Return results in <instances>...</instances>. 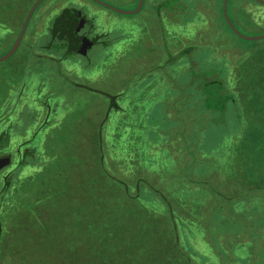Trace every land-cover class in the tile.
I'll return each mask as SVG.
<instances>
[{"label": "rangeland", "instance_id": "rangeland-1", "mask_svg": "<svg viewBox=\"0 0 264 264\" xmlns=\"http://www.w3.org/2000/svg\"><path fill=\"white\" fill-rule=\"evenodd\" d=\"M11 1L18 4V12H15L11 25L17 27L18 32L4 38L0 32V57L15 43L30 8L37 0H5L9 4ZM103 1L125 10L139 6L136 0ZM5 2H2V8L6 6ZM160 2L145 0L142 10L132 14L118 12L95 0H43L39 4L34 13L35 21L41 18L39 29H43L45 23L55 18L62 9L78 6L95 20L97 31L94 30L92 35L105 34L103 38H114L115 41L127 37L119 45L110 47L114 49V58L112 67H108L107 78L100 77L101 71L93 78L87 76L94 71L96 73L97 64L105 58L106 51L102 48L94 49L87 57L69 51L68 55L73 56H68L70 61L65 59L61 62V68L54 62L44 63L41 56L33 55L36 66L32 73L39 75L38 80L49 82L48 87L41 82L39 86L29 83V87L28 75L32 62L28 61L30 58L25 51H19L9 60H0V97L3 100L9 94L12 98L19 94L16 103H20L18 100L22 102V96L30 93L42 103L48 102V106L52 104L48 100L51 90L56 89L62 94V91L72 92L74 87H79L82 93L69 95L70 109L57 108L58 103L52 104L50 117L45 119V129L54 124L58 112H65L59 125L51 127L47 135L48 143L45 139L47 152L52 158L43 166L42 172L35 173L31 181H22L20 193L15 192L13 205L26 206L32 213L35 209H43L42 218L46 226L32 224L29 227L31 234L26 236L24 242H19L18 237L12 242L11 236L5 239L3 235L12 228L14 219L10 192L0 193V264H188L187 260L195 264H229L228 257L225 255L223 258L226 251L221 248L227 247L233 255L234 246L243 255L241 263L238 259L234 264H264V180L257 178L258 172L264 169L258 168L259 164L264 167V142L258 141L256 133L254 135L253 125L243 131L246 132L245 137L240 135L229 142L230 137L226 135L229 127L211 119L214 113L206 108L204 110L202 95L203 82L213 80V73L217 72L214 70L220 69L219 65L224 63L218 58L222 54L226 55V64L229 65V79L237 80L240 72L234 74V68L239 67L242 56L241 48L235 44L241 40L228 30L229 37L225 41L229 44L214 54L221 63L207 60L211 55L207 41L195 48L188 47L180 59H174L175 63L181 60L180 64L184 65L177 71L174 67L177 64L168 62L171 56L164 53H169V48L176 52L178 44L174 42L178 39L182 42V38H185L182 34L184 27L179 25L187 24V21L191 25L197 16L191 26L194 27L193 34L197 37L203 32L200 30V14L191 7L184 9L179 14L180 18L168 17L165 10L158 11ZM223 5L224 1L221 8ZM259 5L248 7L258 14H264V5ZM203 10L207 13L211 7L206 5ZM210 14L217 16L212 12ZM234 18L233 21L239 24ZM218 21L221 23L220 18ZM176 25L172 41L165 26L169 29ZM225 28L222 24L220 29L219 24L218 34L221 35ZM208 36L211 43L219 42L214 32ZM25 39L28 40V37ZM252 44L259 43L253 41ZM188 45L193 46L192 40ZM68 50L66 46L64 51ZM161 59L163 69L173 72L175 85L172 90L176 96L179 94L172 100L170 97L162 100L160 95H139L140 89L149 85L160 72V68L157 70L158 67L153 64L157 61L160 64ZM195 59L198 67H192ZM244 61L242 66H245ZM185 64L189 66L185 68ZM244 84V88L253 96V104L258 96H264V81L248 80ZM115 86L114 90L123 87L124 91L132 94L131 105L137 112L132 110L128 116L129 124H126L125 118L112 120L106 126L104 134L107 138L125 137V140L114 141L117 147L111 146L108 150L117 149L118 154L125 150L130 154V145L136 137L142 136L138 157L143 163L135 166L131 162L132 167L133 164L135 166L131 172L138 171L139 174L129 176L124 184L109 180L97 159L96 162L93 158L84 160L93 154L98 133L101 134L97 128L98 116V127L101 126V110H97L95 104L97 106V99L101 102L103 97L98 91H112ZM44 87L45 94L42 91ZM1 104L7 105L4 102ZM20 107L13 111V115H17L15 124L18 132L31 118V113L26 114L30 111L29 105L26 113L19 115L17 111ZM1 109L10 110L9 105ZM250 109L253 115L259 114L257 106ZM39 113L41 110H35V118ZM175 119L184 125L175 124ZM135 120L141 123L137 127L134 126ZM118 122L125 126L116 131L109 128ZM232 124L233 130L239 126ZM204 147L210 150H203ZM108 150H102L100 161L106 168L109 163ZM132 156L134 152L131 153V160ZM258 158L260 163L257 162ZM193 173L203 174L202 181ZM139 176L146 182L140 180ZM152 183L156 188L150 186ZM136 196L138 204L134 201ZM23 198L26 199L21 200ZM148 199L154 200L160 208H149ZM138 205L143 210L147 209L144 211L149 221L144 218L143 210H138ZM227 208L235 211L225 214ZM24 211L20 210L19 214ZM34 221L37 222L33 217L31 222ZM233 227L238 229L236 237L232 234ZM209 238L215 242V246ZM252 256L255 258L252 259Z\"/></svg>", "mask_w": 264, "mask_h": 264}, {"label": "crops", "instance_id": "crops-1", "mask_svg": "<svg viewBox=\"0 0 264 264\" xmlns=\"http://www.w3.org/2000/svg\"><path fill=\"white\" fill-rule=\"evenodd\" d=\"M230 1V0H229ZM225 2V0H224ZM140 3V2H139ZM145 3V0H144ZM237 2H234V7L237 8L238 5H236ZM144 6V5H143ZM77 8H80L78 6H75ZM143 8V7H142ZM63 10V9H62ZM142 10V9H141ZM140 10V11H141ZM223 10H224V5H223ZM137 13V12H136ZM198 13L199 18H200V22H201V28L200 30L203 31L201 32L198 36L201 35V39L202 42L207 41L206 43L209 45V48L211 47V55L209 57H207V60H209V62L211 61V56H214V54L216 55V51L220 50L221 48H225L223 47L224 45L227 46V42L225 41V39H228L229 35L225 36V37H220L219 38V42H213L211 43L209 38V34L211 33L212 29L210 27L211 23H210V17L204 12V10H199ZM127 14H132V13H127ZM225 14V13H224ZM39 16V15H37ZM53 18V17H52ZM49 19L48 22H46V26L43 27V31H45L46 29L49 28V26L51 25L53 19ZM90 18V17H89ZM41 19V18H40ZM40 19L38 21L36 20L35 14L33 16V24H32V33L30 31V33H28L29 35H26L25 38H29V36H34V32L36 33V36L39 35V24H40ZM199 21V20H198ZM189 23V22H188ZM185 24V26H181L184 27V32H182L183 36H185V38H182V41L186 40L187 41H191L194 42L195 39L197 37L194 36L193 31H194V27H191L193 24L188 25ZM35 27H33V25H35ZM11 28L4 26V25H0V32L1 34H3L1 37L4 38V36H9V34H16L18 32V28H13L12 26H10ZM176 27L173 28H166L165 26V30H167L168 35H170V39H173L172 35L176 34ZM31 30V29H30ZM96 30V25L94 23V26L92 27V32ZM90 31V29H89ZM91 32V38H95V33L92 35ZM20 34V33H19ZM89 34V33H88ZM19 37V35H17ZM240 36V35H239ZM17 37V39H18ZM24 41L22 44L19 45V47L14 51V53H12L9 57L1 60V61H5V60H9L10 58L14 57L17 55V53L19 51H25L27 56L30 58L28 59V61H31L32 63L31 65V72L30 75H28V85L30 87V84H33L35 86H39L40 82L41 83H45L44 79L38 80L39 75L38 76H34L33 75V70L35 69V63H34V59H33V55H38L41 56L44 63L47 62H54L56 63V66H60L59 68H61V62H63L65 59H69L68 56H73V55H68L69 51H72L71 49H73L72 47L69 48L68 51H64V50H54L48 43L45 42H38V40L32 41ZM17 39L15 41V43L13 44V46L1 57L5 56L7 53H9L11 51V49L14 47V45L17 42ZM127 40V37H123V39L117 40L114 43L112 42L110 47L113 46H117L120 43H122L123 41ZM173 41V40H172ZM89 46H86V52H82L80 55H83V57H87L91 54V52L94 49H98L96 47V43L92 40L89 42ZM176 44H178V50L176 52L171 51V49L169 48V53H164L165 56H168V54L171 57H176V55L179 53L180 50H182L184 47L180 48V43L181 40L178 39L177 42H174ZM229 44V43H228ZM66 48V45H64ZM108 48L107 52H106V56L105 58L101 59V63L97 64V72L95 73L92 72L90 74H87V76H98V74H100V71L102 72L100 77H108V67L111 66L112 67V63H113V56H114V49L112 48ZM120 47H117V49ZM91 49V50H90ZM90 50V51H89ZM74 52V51H72ZM78 54V52H75ZM104 57V56H102ZM222 57H226L225 54H222L221 56H219V60H223ZM76 61L72 62L76 63ZM65 66V62L63 63ZM79 64V63H78ZM82 64V62H81ZM163 59H161V63L159 64V61L155 62V64H153V66H157V70L160 68V72L157 73V75L151 80L150 84L147 85L146 87H142L139 91V95H150V96H159L162 100L166 99L167 97L170 98H175L177 97L175 95V93L173 92V90L171 89V86H169V80H168V75L171 72V69H167L164 70L163 69ZM93 68H95L93 66ZM104 70V72H103ZM35 71V70H34ZM99 71V72H98ZM24 79V78H21ZM39 82V83H38ZM45 85L48 87L50 84L49 82L45 83ZM157 85V87L155 86ZM79 87H74V89L72 90V92H63L58 93L55 90H51L50 95L48 96V100H50L52 102V104L54 103H58L57 108H69L70 109V102H69V95L73 94L75 96L76 93H81L78 90ZM116 88V86L112 89V91L108 90V91H104L103 89H100V91H98L99 95H101L103 97V100L100 102V99H97V106L95 104L96 109H100L101 110V116H100V123L101 126L98 127V122H99V116H98V122H97V128H99V130H101V134L99 135L98 133V139H97V143L95 144V149L93 154H91L90 156H87L84 158L85 159H91L93 158L98 164H100L103 168H104V173L109 175V178H119V179H123V184L125 183L126 180L129 179V176L131 175H138L139 173H137L138 171H135V173H132L131 171H134V167L137 165H139V163H143V161L138 157L140 154L138 152L141 151V143H142V136H138L134 139L133 143L130 145L131 150H129V152H134V157L132 156V160H131V153L127 154L125 150H123L118 154L117 149L116 150H108V147L111 146H115L114 141L116 140H120L123 139L125 140V137L123 136H114L112 138H107V136L104 134V129L107 128L106 126H108L109 124H111L112 120H117L120 121L122 119L127 120L126 124L128 123V120L130 119L128 116L131 114L132 110H134V112H137V110L135 109V107L133 105H131V97L132 94H128L126 91H124L123 87L121 88H117V90H114ZM45 87L44 89H42L43 93L45 94ZM26 91V90H25ZM24 91V93H25ZM33 93V92H31ZM77 94V95H78ZM10 95V94H9ZM5 96V100L1 99L0 97V140L3 139L2 137L4 136V133H7L9 135L6 136L7 139L11 140V145L13 147H16V151H17V160L22 159V157L26 158V154L24 153L26 151V153H30L27 156L26 162L25 164H23V166L20 168L21 170V174L20 176L18 175V177L15 179V181L12 183V190L14 191L16 188H18L17 186L19 185L18 183V179H23V178H27L28 181H31V179L34 178L35 173L36 172H42V168L43 166L47 163V161L49 159L52 158V156L50 154H48L47 152V146H45V139L47 140V135L50 133V129L53 126L59 125V123L62 120V116L64 115L65 112H58L57 115L55 116V121L54 124L50 127L45 129V124L47 123V120L50 117L51 114V108H52V104H48V106L42 103L41 101H39L37 99L36 96H31L30 93L27 96H22L23 100L21 102V100L19 99L18 101H20V103H16V99L18 98V96H20L18 94L17 97L12 98L13 96ZM82 95V93H81ZM12 98V99H11ZM116 99V101L114 100ZM33 101V102H32ZM49 101V102H50ZM1 102H4L5 104L9 105L10 110H2V106L7 107V105H2ZM116 103V104H114ZM29 105V112L26 113L27 110V106ZM115 105V106H114ZM19 106L20 109L17 111L18 114H24L26 113L27 115H30L31 113V118L29 119V121L27 122L26 125H23V127L21 128V132H18V128L16 127L15 124V117L17 115H13V111L16 110ZM48 108V109H47ZM41 110V113L38 114L37 118H35L34 112L35 110ZM21 110V112H19ZM119 115L118 117H116L117 114ZM141 113V112H140ZM144 113H142L143 115ZM141 115V116H142ZM141 116H138L139 118ZM169 118H172L171 116H169ZM45 119H47L45 121ZM17 120V118H16ZM175 124H179V122L177 121V119H175ZM129 124V123H128ZM139 124L141 123H137L136 120L134 121V126L137 127ZM183 126V123H180L179 126ZM125 126V125H124ZM123 124H120V122H118L116 125L113 124V126H109V128L113 131H116L115 129H120L124 127ZM188 126V125H187ZM172 127V126H170ZM147 128H141L140 130H144ZM45 130V131H44ZM117 134V133H116ZM122 137V138H121ZM105 138V141H104ZM48 143V140H47ZM94 143H95V139H94ZM110 144V145H109ZM47 145V144H46ZM117 147V146H115ZM108 150V158H109V163L107 168L100 163V161H102V155L103 149ZM14 149V148H13ZM130 155V156H129ZM126 156H129V158H127ZM134 162L133 167H132V163ZM141 161V162H140ZM116 163V164H115ZM115 164V165H114ZM145 164V163H144ZM115 166H117V168H115ZM154 170V169H153ZM132 173V174H131ZM23 174H27L24 175ZM29 174V175H28ZM193 175L200 181H202L203 179V174H196L193 173ZM134 177V176H133ZM141 177V176H139ZM18 190V189H17ZM13 194V193H12ZM12 199H13V195H12Z\"/></svg>", "mask_w": 264, "mask_h": 264}, {"label": "trees", "instance_id": "trees-1", "mask_svg": "<svg viewBox=\"0 0 264 264\" xmlns=\"http://www.w3.org/2000/svg\"><path fill=\"white\" fill-rule=\"evenodd\" d=\"M138 5L140 0H136ZM224 0H161V2L157 5V9L160 12L161 10H165L166 11V16L168 17H175L178 16L179 14L182 13V11L186 8L190 9L191 7H193V10H195V12H198L199 10L203 11V7H205L206 5H209L211 7V10L208 11L206 14L210 17V27L212 29L211 32L215 33V36H217L218 38L220 37H225L227 35H229L228 30L231 31L238 39L241 40V42H239L238 44H235L237 47L241 48V58L239 61V67L237 66L236 68H234L235 72L237 75V72H240L238 74L237 80L236 78L234 79V81L230 80L228 77V64H226L227 58L226 57H222L223 60L217 61L215 56H211V61L212 63H221L220 69H216L214 71H217L214 74V78H211L213 80L211 81H207L205 80L203 82V99H204V110L206 108V110H208L209 112L214 113V118H211L212 120H216L218 123H224L225 127L228 128V133L226 135H228L229 138V142L232 141L233 139H236L238 136L241 135V137H245V133L243 132L246 128H250L253 125L254 128V135L256 133V137L258 139V141L264 142V96H258L255 100H254V104H253V96L250 95V92L247 88H244V83H246V81H264V37L263 38H259V39H247L244 37L239 36L235 30L231 27V25L229 24L228 20L226 19V16L224 14V10L223 8H221V4L223 3ZM234 2L238 3L237 8L234 7ZM218 4V8H216V4ZM264 5L263 2L259 1V0H230L228 3V14L232 20V22L237 26V28H239L243 33L247 34V35H258V34H262L264 33V14H258L257 12H255L254 10H250L249 9V5ZM260 6V5H259ZM144 7V6H143ZM80 12L82 11V13H84L86 16L89 17L88 13H86L82 8H77L75 6H68L65 9H63L52 21L51 25L49 26L48 29H46L45 31L41 32L43 29H39V35L36 36V33L34 32V36H29L28 40L26 41H34L36 38V41L38 40V42H45L48 43L54 50L58 51L59 49L64 50L65 49V43L66 41H64V39L61 37L60 33L62 30H58L55 28L57 22L61 21L63 18H65L64 21L59 22V24L61 25V29H63L64 26L69 25L68 22L71 21V17L72 15L74 16L75 13L73 12ZM210 12L215 13L217 16H213V14H210ZM233 14V16H232ZM197 17V16H196ZM193 19V22L197 19V18ZM235 17V18H234ZM180 18V17H179ZM218 18H220L221 23H219ZM233 18L236 19L239 24H236L233 21ZM90 21H93V26L95 23V20L90 18ZM188 23V21H187ZM186 23H183L182 25L179 26H185ZM219 24H220V29L222 28V24H224L226 26L225 30H223L221 32V35L218 34V29H219ZM35 25H33V27H35ZM92 26V24H91ZM105 34H97L95 36V43H96V47L97 46H101V47H97L98 49L102 48L107 52V49L110 47L111 43L115 41L114 38H112L111 40H108L106 37L103 38L102 36ZM199 35V34H198ZM228 37V36H227ZM252 42H249V41ZM253 41H255L256 43H259L258 45H254L252 44ZM187 40L182 41L179 45L180 48L184 47L182 50L179 51V53L176 55V57H170L168 59V62L175 63V61H177V59H180L184 53V51H186L188 49V47H198L201 42V35L198 36L195 41L193 42V46L188 45ZM238 42V41H236ZM231 44V43H230ZM228 45V43H227ZM104 47V48H103ZM213 52V51H211ZM213 57V58H212ZM177 58V59H176ZM175 59V61H174ZM244 61L245 66H242V62ZM181 61V60H179ZM176 62L175 64H177L175 67V69L178 71L180 70L184 65L180 64V62ZM210 61V62H211ZM187 66H189L188 64H185V68H187ZM198 67V61L197 59H195L192 63V67ZM240 68V71H238ZM184 71V69H182ZM168 80H169V86H171V89L173 88V86L175 85L173 82V72L171 71L170 74L168 75ZM233 83V84H232ZM237 83V84H236ZM231 84V85H230ZM236 86H238L239 88H236ZM246 86V85H245ZM249 88V87H248ZM179 96V94H178ZM177 96V97H178ZM175 97V98H177ZM180 98V97H179ZM174 98H171V100ZM116 101V99H114ZM116 104V103H114ZM257 106V108L259 109V114L253 115L252 112L250 111V107L252 106ZM115 106V105H114ZM235 109V112H234ZM252 116H254V118H252ZM216 121H211V122H216ZM233 121H235L233 123ZM238 123H237V122ZM233 123V124H232ZM232 125L234 124H239L238 128H234V130L232 129ZM245 126V127H244ZM230 129L232 131H230ZM234 131H235V135H234ZM225 135V136H226ZM208 148L204 147L203 150H206ZM210 150V149H208ZM30 153H26V158L24 157V160L27 159V156ZM259 161H257L258 163H260V159L258 158ZM26 161L24 162H20L19 164V169H18V173L13 177V180L16 179L18 177V175L20 176L21 174V170L20 168L23 166V164H25ZM258 168H264L262 167L260 164L258 165ZM259 171V169H257ZM262 172H258L259 173V177H257L258 179L264 180V169H261ZM107 176V178H109V175L105 174ZM140 180H143L146 182V180L142 179V177H138ZM18 183L19 185L17 186L18 188H16L14 191L12 190V177L9 174L7 177V182H8V187L7 189L3 190L4 194L9 191L10 193V200H11V204H12V219H14V221H12V228L10 230H6L5 234L3 236H5V239H7L9 236H11V242L14 241L15 238L18 237V241L19 242H24L26 240V236L31 234V231L29 230V227L31 226H43L45 227L46 224L42 218V213H43V209H35V212L32 213V211L27 208L26 206H20V205H13L14 201H15V192H19L20 193V187L22 186V181L27 180V178H23V179H18ZM32 180V179H31ZM109 180H115L117 182L123 183V179H119V178H109ZM15 181V180H14ZM13 181V182H14ZM10 185V186H9ZM253 185V184H252ZM27 185L23 186V190L25 189ZM150 186H154V184L152 183ZM156 188V187H155ZM18 189V190H17ZM228 191V190H227ZM24 192V191H23ZM13 193V194H12ZM12 195H13V199H12ZM27 195V191L25 190V197ZM236 196V195H235ZM233 196V197H235ZM19 198V197H18ZM26 198H23L21 200H24ZM129 201L131 199H128ZM135 204L139 203V200L137 199V196L134 198ZM149 208L151 209H159L160 205L154 202V200H147ZM232 202L234 203V200H232ZM146 206V207H147ZM243 206V205H241ZM238 207V206H237ZM221 209V206L219 208V210ZM14 210V211H13ZM23 211L21 214H19V211ZM28 210V211H27ZM138 210L141 211L143 210L141 207H139L138 205ZM144 210H147L146 208ZM143 210L144 213V218L149 221L150 218L147 216V212ZM229 211H231V213L233 211H235V209L230 210L229 208L226 209L225 214H229ZM27 212V213H26ZM25 215V216H24ZM250 216V215H248ZM35 218L37 220L34 222H31L32 218ZM1 220V218H0ZM27 220V221H26ZM33 224V225H32ZM234 231H233V237H236L238 235V233H236L235 229L236 227H233ZM229 229H227L228 232ZM32 233H35V230H32ZM179 235V234H177ZM212 235V234H211ZM218 237L220 238V236L218 235ZM252 237V236H251ZM231 239V238H230ZM209 240L211 242L212 239L209 238ZM215 242H213V246H215ZM19 247V246H18ZM17 247V249H18ZM221 250H223L224 252L226 251V253L224 254L223 258L225 259V255L228 257V262L229 264H231L234 261L236 262L238 259L240 260V263L242 261L243 255L239 252H237V246H234L232 248V251H234V254L232 255L231 250L227 249V247H222ZM186 257V256H185ZM252 259H254L255 257L252 256ZM187 259V258H186ZM203 259L205 260L206 258L203 257ZM227 259V258H226ZM210 263V261H208ZM188 264H195L193 262L189 263L187 260ZM218 264V263H215Z\"/></svg>", "mask_w": 264, "mask_h": 264}, {"label": "flooded vegetation", "instance_id": "flooded-vegetation-1", "mask_svg": "<svg viewBox=\"0 0 264 264\" xmlns=\"http://www.w3.org/2000/svg\"><path fill=\"white\" fill-rule=\"evenodd\" d=\"M2 2H5V0H0V25L2 24L4 26L11 28L10 26L12 25V20L14 21V15H16L15 12L16 11L18 12V7H17L18 4L16 2L13 3L12 1H11V4L5 2L6 6L2 8V5H1ZM10 5H13V7H10ZM31 8H30V10H31ZM35 11H34V13H35ZM34 13H33L32 17L28 23V26H27L26 31L24 33L21 44L23 43L25 36L29 35L28 33H30V31L32 30L31 24H33ZM73 13H75V14H74V16L72 15L71 21L68 22L69 25L64 26L63 29H60V30H62L60 35L64 39V41H66L65 45L68 48L72 47V48H74V49H71L72 51L82 53L81 49H84L85 45H89L90 44L89 42L92 40L95 41V39L93 37L91 38L93 21L91 22L90 18L88 16H86L84 13H81V12L78 13L75 11ZM28 14H27V16H28ZM23 23H24V21H23ZM23 23H22V25H23ZM91 24H92V26H91ZM80 27L82 29L79 33L80 35L76 36L75 35L76 30ZM88 29H90V31H88ZM71 35H73V40L72 39L69 40V36H71ZM25 41H26V39H25ZM7 135H9V134L4 133V136L2 137L3 139L0 140V156L10 158V161L8 162V164H6L0 170V193L3 190L7 189V187H8V182H7L8 175L9 174L11 175V177H12L11 183H13V181L15 180V179L13 180V177L18 173V169H19L18 166H19L20 162L22 163V162L26 161V160H24V157H22V159H20V160H17L16 147H13L11 145V140L6 138ZM24 153L26 154V151ZM0 213H1V210H0Z\"/></svg>", "mask_w": 264, "mask_h": 264}, {"label": "water", "instance_id": "water-1", "mask_svg": "<svg viewBox=\"0 0 264 264\" xmlns=\"http://www.w3.org/2000/svg\"><path fill=\"white\" fill-rule=\"evenodd\" d=\"M42 1H43V0H37V1L33 4L32 8H31V10H30V12H29V14H28V16H27L26 22H25L24 27H23V29H22L20 35H19V38H18L16 44L14 45V47L11 49V51H10L9 53H7V54H6L5 56H3V57H0V60H3V59H5V58L9 57V56H10L12 53H14V51L19 47V45H20L21 42H22V39H23L24 33H25V31H26V28H27V26H28V23H29L30 19H31V17H32V15H33V13H34V11L36 10V8L38 7V5H39ZM95 1H97V2H99V3H101V4H103V5L109 6V7L113 8L114 10H117L118 12H122V13H136V12H139V11L142 9L143 5H144V0H140L139 6H138L136 9H133V10H125V9H120V8L115 7V6H112V5H110V4L106 3V2H104L103 0H95ZM259 1H261V2L264 3V0H259ZM228 3H229V0H225V2H224V13H225L226 19L228 20L229 24L231 25V27L235 30V32H236L238 35H240L241 37L247 38V39H259V38H263V37H264V33H262V34H258V35H247V34L243 33L239 28H237V26L232 22V20H231L229 14H228ZM80 12L82 13V11H80ZM64 20H65V18H63L61 21H64ZM61 21H59V22H61ZM59 22H57V24H56V26H55V28L58 29V30L61 29V28H60L61 25L59 24ZM81 30H82L81 27L78 28V29L76 30V34H75V35H76V36H77V35H80L79 33H80ZM88 31H89V29H88ZM75 35H74V36H75ZM71 39L73 40V35L69 36V40H71ZM86 46H89V45H85L84 49H81L82 52H84V53L86 52V51H85V50H86V49H85ZM73 49H74V48H73ZM9 161H10V158H9V157H1V156H0V170H1L6 164H8ZM1 232H2V223H1V220H0V234H1Z\"/></svg>", "mask_w": 264, "mask_h": 264}]
</instances>
